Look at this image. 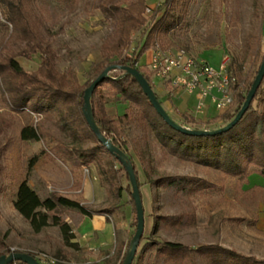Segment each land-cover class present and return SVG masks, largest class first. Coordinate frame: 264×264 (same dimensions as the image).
Segmentation results:
<instances>
[{
	"label": "rangeland",
	"instance_id": "1",
	"mask_svg": "<svg viewBox=\"0 0 264 264\" xmlns=\"http://www.w3.org/2000/svg\"><path fill=\"white\" fill-rule=\"evenodd\" d=\"M99 2L100 0H78L73 11H68L53 0H38L32 4L34 14L41 21L42 39L56 54L58 71H73L80 84L92 80L95 67L102 62V46L113 34L112 25L104 21L96 9ZM146 3L154 4V0H147ZM29 6L31 8V3ZM146 19L148 20L147 17ZM11 29V25L7 24V34ZM132 36L138 38L139 33ZM165 41L166 50L184 49L215 69L225 59L228 65L234 56L241 69V89L244 82L253 81L264 58V0H189L184 27L169 35ZM168 41L171 46H168ZM1 43L0 34V46ZM148 58L149 53L146 52L140 57L139 64L146 65ZM18 63L25 71L33 72L40 63V57L34 55L29 60L19 58ZM150 77L154 90L163 103V109L174 122L179 120V112L189 113L203 123L221 114L208 105L198 112V101L182 92L168 94L162 83L154 81L152 75ZM99 91L104 94L107 114L112 117L123 114L127 105L109 97L107 90ZM230 92L233 104L229 109L232 110L236 106V99L231 89ZM0 112H8L9 117L13 118L11 126L0 134V145L3 148L0 152V239L10 253H24L33 258L47 255L55 260V264H122L123 252L135 228L130 196L128 191L123 192L118 204L111 203L101 169L96 163L84 167L83 176L85 180L103 187L105 196L101 201L96 198L93 201L90 198L75 201L93 211L111 209L105 219L115 229V245L98 246L95 234L87 224L86 218L89 217L76 211L59 210L58 215L70 226L74 236L73 240L65 243L57 227L49 226L34 233L13 209L15 192L22 181L32 186L41 198L54 191L49 188V184L39 180L47 163L69 177L72 164L58 156L55 148L61 147L66 152L77 145L71 144L67 134L61 130L58 114H52L49 118L27 113L12 114L1 97ZM37 121L42 141H20V129ZM217 126L220 124L209 128ZM125 141L130 157L138 169L139 191L144 210V237L151 234L153 224L157 223L158 228L152 238L160 242L179 243L193 249L212 244L225 248L229 246L227 249L264 260V249H257L259 246L256 238L251 237L252 230L243 220L236 218L239 216L237 207L243 205L251 208L252 203L256 199L261 200L264 195L257 191L242 195L237 187L238 179L168 155L155 141L150 129L137 122L126 127ZM86 146L90 144L83 148ZM33 157H37V161L30 165ZM103 158L107 162V156ZM168 177L199 178L211 183L213 188L192 193L190 184L181 179H176L173 186H156V181ZM122 185L125 187V182ZM124 228L129 229L128 233L118 230ZM2 249L0 248V252ZM135 264L165 263L162 257H154L152 250ZM196 264L209 263L196 256Z\"/></svg>",
	"mask_w": 264,
	"mask_h": 264
},
{
	"label": "trees",
	"instance_id": "2",
	"mask_svg": "<svg viewBox=\"0 0 264 264\" xmlns=\"http://www.w3.org/2000/svg\"><path fill=\"white\" fill-rule=\"evenodd\" d=\"M37 1L0 0L2 15L0 18L2 36L0 97L4 100L9 113L12 114L27 113L44 118L58 114L61 130L67 134L71 144H76L77 147L67 149L66 152H63L61 147H56L57 155L75 167H86L96 163L101 169L107 193L114 205L121 201L123 192L128 191L134 215L133 224L136 227V212L127 172L98 142L87 125L82 113L83 94L107 67H129L136 69L144 77L158 102L163 106L160 96L154 90L151 72L147 66L135 67L134 64L139 62L143 54L157 46L161 49L167 48L164 45L165 39L168 40L169 35L175 34L185 25L189 0H164L148 20L145 17L147 0H100L96 9L104 21L112 25L113 34L102 46V62L95 67L92 80L85 84L79 83L73 71L65 73L58 71L56 54L43 41L40 33L41 21L32 8V4ZM53 1L68 11H73L78 0ZM7 24L12 27L9 34L6 32ZM134 33H139L138 41L142 42V48L139 54L130 60L124 57L123 51L128 47L130 37ZM167 44L171 46L169 41ZM34 55L40 57L37 69L33 72L25 71L18 63V59L29 60ZM120 68L111 71L108 77L94 89L90 97V106L94 122L100 132L128 157L139 188L138 169L130 157L125 141V129L134 122L147 126L155 141L168 155L236 178L239 181L237 183L239 189L252 173L264 177V77L248 110L231 129L221 134L193 136L181 133L167 125L156 113L136 79ZM227 74L231 80L233 79L230 89L236 99L234 109H229L205 123L189 113L179 112L177 114L179 120L175 123L194 131H213L230 123L241 109L254 79L244 82L240 89L241 69L234 56L227 65ZM164 87L168 94L175 92V88L168 84ZM99 90H107L109 97L127 105L123 114L113 117L107 114L106 102L103 100L104 94ZM7 113L0 112V134L4 133L5 128L11 126L13 118ZM217 124L220 126L209 128ZM19 140L29 143L42 141L38 121L23 126L19 132ZM86 144L90 146L83 148ZM1 147L0 145V149ZM2 150L3 148L0 152ZM105 155L107 162H104ZM36 161L37 157H33L29 164L32 165ZM105 165L108 167L105 168ZM176 179L188 182L192 193L213 188L211 183L199 178L178 177ZM176 179L161 178L155 184L157 187L173 186ZM122 182H125V187ZM12 207L28 223L34 233H39L49 226L57 227L65 243L73 240L74 236L70 226L58 215L60 209L76 211L84 217L105 216L111 212V209L93 211L57 192H51L47 197L41 198L26 181L18 184ZM157 228V223H154L151 234L148 237L142 236L132 264L152 250L154 257H162L165 264H196V256L203 258L209 264H264V260L242 255L220 245H203L193 249L179 243L160 242L152 238ZM130 240L123 252L124 257ZM0 248H3L0 256L10 254V250L1 239ZM11 264L24 263L17 261Z\"/></svg>",
	"mask_w": 264,
	"mask_h": 264
},
{
	"label": "built area",
	"instance_id": "3",
	"mask_svg": "<svg viewBox=\"0 0 264 264\" xmlns=\"http://www.w3.org/2000/svg\"><path fill=\"white\" fill-rule=\"evenodd\" d=\"M163 1L154 0V4H147L145 17L149 19ZM141 48L142 42H139L136 36H132L124 57L132 60L139 54ZM138 65L139 62L134 64L135 67ZM146 66L158 82L175 88V92L195 96L198 101L196 107L198 112L204 108L206 100L220 113L227 111L233 104L230 92V83L233 79L231 80L227 74L226 59L215 69L184 49L171 51L157 46L149 51ZM34 259L39 264H55V260L47 255H40Z\"/></svg>",
	"mask_w": 264,
	"mask_h": 264
},
{
	"label": "water",
	"instance_id": "4",
	"mask_svg": "<svg viewBox=\"0 0 264 264\" xmlns=\"http://www.w3.org/2000/svg\"><path fill=\"white\" fill-rule=\"evenodd\" d=\"M118 66H109L107 67L91 84L90 86L84 91L83 94V108L82 113L84 116V119L89 126L90 130L93 132V134L96 136L98 142L105 147L106 151L113 155L116 160L119 162V164L126 170L128 179H129V185L131 187V198L134 202V208L136 212V227L135 232L129 242L125 257L122 261V264H132L134 257L136 255L139 242L143 236L144 232V210L142 206V200L141 195L139 191V187L137 184V180L135 178L133 167L131 166L128 157L124 152H122L120 149L115 147L111 141L106 139V137L100 132L99 128L94 122L91 106H90V97L93 93L94 89L103 82L104 79L108 77V74L111 71H114L116 69H119ZM120 70L125 71L127 74L133 76L136 81L138 82L139 86L141 87L144 95L147 97L148 101L156 111V113L160 116V118L170 127L173 129L178 130L181 133L187 134V135H193V136H210L215 134H221L224 132H227L229 129H231L244 115V113L248 110L251 101L254 98V95L260 86V83L264 77V58L260 64V67L257 71V74L254 78L253 84L251 89L246 95L245 101L239 110V112L236 114L235 118L225 125L222 128L213 130V131H194L191 129L183 128L179 125H177L165 112L163 107L158 102L153 90L151 89L150 85L147 83V81L144 79V77L134 68L124 67L120 68ZM20 261L24 264H39L32 256L24 253H10L8 255H2L0 256V264H11L13 262Z\"/></svg>",
	"mask_w": 264,
	"mask_h": 264
},
{
	"label": "crops",
	"instance_id": "5",
	"mask_svg": "<svg viewBox=\"0 0 264 264\" xmlns=\"http://www.w3.org/2000/svg\"><path fill=\"white\" fill-rule=\"evenodd\" d=\"M147 53H149V51ZM154 81L158 82L155 79ZM190 97L197 102L195 96ZM205 105L211 106L208 100L205 101ZM210 108L212 109V107ZM47 164L45 165L41 175H39V180L49 184V188L54 189L52 192H57L68 199L78 200L80 202L81 198L87 200L90 198L91 201L96 198L98 201H101V198L105 196V190L103 187L99 184L95 185L91 180H85L82 171L84 170V167L72 166V169L69 172V177H67L63 171ZM255 191L264 195V177L257 173H252L248 176L246 181L241 184L240 192L244 195L248 193L253 194ZM236 212L238 213L237 215H239L236 218L243 220L247 224L248 228L252 230V235H250L252 238H256V244L259 246L257 249H264V237H262V235H264V198L261 200L256 199V201L252 203L251 208L244 207L243 205L237 207ZM86 220L87 224L91 228V231L95 234L98 246H109L111 244L115 245V229L113 225L105 219V216L94 215L86 218ZM118 230L124 234L129 231L128 228ZM226 247L229 248V246ZM261 259H263V257Z\"/></svg>",
	"mask_w": 264,
	"mask_h": 264
}]
</instances>
